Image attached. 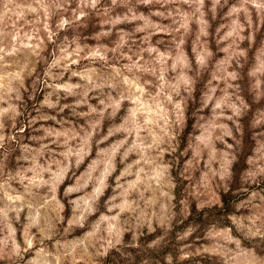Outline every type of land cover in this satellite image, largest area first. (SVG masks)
Wrapping results in <instances>:
<instances>
[{
  "label": "rangeland",
  "instance_id": "rangeland-1",
  "mask_svg": "<svg viewBox=\"0 0 264 264\" xmlns=\"http://www.w3.org/2000/svg\"><path fill=\"white\" fill-rule=\"evenodd\" d=\"M261 3L264 0H172L163 6L137 0H0V83L6 84V88H0V95L5 91L10 95L18 81L29 94L22 109L24 116L18 117L15 128L10 113L0 116V138L16 137L0 147V245L10 234L18 243L27 236L31 248L25 258L30 264H86L82 249L111 226L114 246L106 249L104 264H156L172 251L174 239L153 250H144L139 244L130 247L128 232L118 237L120 243L115 242L124 213L100 219L98 204L111 192L116 196L114 202L122 204L127 212L139 184H132L127 196L115 190L113 160L121 151L119 141L105 142L100 153L95 132L86 145L78 143L85 122L94 123L78 114L87 112L88 106L95 108L103 92L93 88L85 97L81 87L69 95L66 88L57 85L84 84L87 80L100 83L96 73L123 53L120 63H112L103 73L108 77L107 84L112 83L109 73H124L127 87L136 94L123 103L134 110L133 101H137L142 112L145 105L149 112L154 111L153 101L145 100L147 89L142 81L158 80L162 88L157 91L167 97L166 101L159 100L161 112L167 111L168 103L173 104L181 128L192 127L193 136H201L202 143L193 145L195 151L205 160L211 157L214 167L223 162L230 172L243 167L255 169L258 157L264 155V9L257 7ZM173 6L185 14L182 43H176L170 32L152 27H169L170 20L155 13ZM62 21L63 27H59ZM148 48L154 51H146ZM136 52L140 55H134ZM45 99L58 107L69 103L75 112L68 115L71 110L65 109L57 114V108L42 106ZM81 99H87V105L76 107ZM123 103L116 108L117 117ZM234 108L240 110L239 117L233 115ZM33 118L35 123L31 122ZM129 123H138L136 114L131 122L121 124L117 119L122 129ZM234 124L240 126L241 144L246 157L256 161L253 165H245L239 158L223 159L227 145L233 144V137L224 132H235ZM101 130H107L104 122ZM33 136L39 139L33 140ZM116 136L119 132L113 133V138ZM177 147H182V142ZM77 150L80 163L73 171L71 157ZM65 152L69 157L67 170L59 158ZM69 182L73 188L71 208L63 198ZM241 185L237 188L229 184L227 191H221L210 184L199 200L201 214L194 212V203L188 206L187 218L173 233L192 229L184 243L205 251L188 256L181 264H212L219 246L232 233V227L221 223L228 217L219 212H226L229 204H238L239 211L233 210L231 223L242 224L245 216L251 215L249 201L259 204L264 200V180L241 181ZM25 186L27 194L22 191ZM149 203L156 209L160 201ZM17 208L19 221L14 219ZM209 209L218 211L203 214ZM158 211L163 213L164 209ZM29 216L32 227L22 234L21 224L28 223ZM0 264H5L2 254Z\"/></svg>",
  "mask_w": 264,
  "mask_h": 264
},
{
  "label": "clouds",
  "instance_id": "clouds-1",
  "mask_svg": "<svg viewBox=\"0 0 264 264\" xmlns=\"http://www.w3.org/2000/svg\"><path fill=\"white\" fill-rule=\"evenodd\" d=\"M187 3V0H183ZM140 4H171L172 0H137ZM257 7L264 9V3ZM198 11V9H197ZM160 17L170 20L169 27H161L153 25L155 31L170 32L173 40L176 43L183 42L184 33L181 31L185 28L183 22L185 14L178 7L173 6L171 9H165L155 13ZM143 19V16L140 17ZM105 23H117V21H105ZM63 27V21L59 25ZM136 31H141L137 28ZM105 35L107 33H104ZM199 39V37H197ZM123 43V41H121ZM113 49V52H117ZM148 52L154 51L152 48L145 49ZM195 52V49H193ZM134 55L139 56L136 52ZM123 59V53L112 60L107 68L101 67L100 72L96 73V77L100 83L92 80H87L84 84L76 85H57V87L66 88L69 95H73V89L83 87L85 89L84 96H88V91L97 89L103 92V98L99 100L97 106L92 108L88 106L87 112H80L78 115H86L94 120V123L89 124L87 121L80 129L83 133L78 143L86 145L87 138L93 132L96 133L95 143L97 145V153L104 151L101 145L105 142L108 144L120 142L121 151L118 158H114V175L112 182L115 185V190L123 196L128 195V189L132 184H139V188L135 190L130 199L132 207L126 212L125 207L120 203H115L116 196L110 192L103 200L102 204H98L100 211V219H106L108 215L115 213L119 215L124 213L120 220L119 227L116 229V243H120L118 237L124 232L130 234L128 245L136 247L138 244L144 250H153L158 245L171 244L175 240L173 250L166 252L160 261L156 264H181L186 261L188 256H197L205 250H194L184 243L190 235L192 229L181 230L173 233V229L184 223L187 218L188 206L194 203V212L201 214L202 204L200 198L205 195L209 189V185H214L217 190L227 191L229 184H235L237 188L241 187V181H251L255 183L257 178L264 180V155L258 157L259 164L255 169L250 170L248 167H243L239 171H228L224 163H220L219 167L213 166V160L209 157L207 160L193 148L194 144H200L201 136H193L192 127L183 130L178 123V109L171 103H168L166 112H161L159 108V100H167L166 96H162L157 89H161L158 80L149 82L148 78H144L142 83L144 88L145 100L153 101L151 107L155 110L149 112L148 105H145L144 111H141L139 102L133 101L136 104L135 109L131 105L123 103L132 100V96L136 93L132 92L128 87V81L124 78V73H116L111 75L112 83L107 84V76L103 73L110 69L112 63H120ZM199 60V57H197ZM134 67V65H133ZM131 75V73H129ZM142 75V73H137ZM77 75V73H73ZM0 88H6V84L0 83ZM11 94L5 91L0 95V105L7 104V107H0V116L8 115L12 122V127L15 128L18 122V117L24 116L28 90L22 82H17L16 86L10 89ZM155 93V95H153ZM118 98V99H117ZM251 102V101H250ZM87 99L76 101V107L81 104L87 105ZM123 103V108L120 115L117 117L116 108ZM42 106L47 108H57L58 113H63L65 109H70V113L75 112V108L69 103L62 106L49 102L47 99L41 102ZM111 109V111H110ZM137 115L138 123H129L127 128H120L117 124V119L120 123L131 122L133 115ZM233 115L239 117L240 110L233 109ZM150 117V118H147ZM55 120V116L52 117ZM231 119V118H230ZM35 123V118L32 119ZM59 122V121H58ZM104 122L106 131L101 130V123ZM226 127V125H222ZM235 132L227 130L224 135L233 137V144L227 145L228 151L223 154L224 161H236L238 158L243 160L245 165H253L256 163L251 157H246V153L241 144L242 137L240 136V126L234 124ZM119 132V136L113 138V133ZM15 136L0 138V147L4 143L15 140ZM33 140L39 139L37 136L32 137ZM218 139H223L219 137ZM55 143V141H52ZM182 142V147H177L178 143ZM59 158L65 170L69 167L68 154L60 153ZM80 163V153L77 150L71 157L72 170L76 171V165ZM125 173H128L125 175ZM103 182V174L101 173V183ZM27 194V187L22 189ZM73 188L71 182L65 185L64 195L66 204L71 208L74 205ZM29 198H30V194ZM158 200L160 203L154 209L149 203L150 200ZM252 209L250 216H245L242 224L233 225L231 216L233 210L239 211L238 204H229L226 212H219L220 216L226 215L228 220H223L222 225L226 224L232 227V233L229 238L223 242L218 248V254L212 258V264H264V200L259 204L249 201ZM158 209H164L160 213ZM17 215L14 216L16 221L20 220L19 208L15 209ZM90 211V209H89ZM218 210L209 209L203 214L217 212ZM162 216L164 218H162ZM69 220V226H71ZM90 223H94L90 221ZM32 217H28V223L21 224V233H25L32 227ZM155 233V237L151 234ZM94 234V233H93ZM113 229L111 226L97 236L94 242L86 245L81 255L84 257L86 264L95 261L96 264H104L106 249L114 246ZM143 237V239H141ZM43 238V237H41ZM22 245V246H21ZM31 248L30 238L27 236L18 243L12 234L5 240L3 245H0V254L5 264H30V261L25 258V254ZM123 254V253H122Z\"/></svg>",
  "mask_w": 264,
  "mask_h": 264
}]
</instances>
